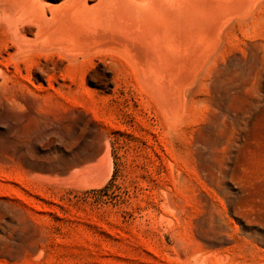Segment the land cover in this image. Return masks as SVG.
<instances>
[{
	"label": "rangeland",
	"instance_id": "obj_1",
	"mask_svg": "<svg viewBox=\"0 0 264 264\" xmlns=\"http://www.w3.org/2000/svg\"><path fill=\"white\" fill-rule=\"evenodd\" d=\"M262 37L264 22L250 46ZM253 52L248 90L193 106L173 130L133 90L55 92L10 76L0 264H264V64ZM106 143L112 170L97 178Z\"/></svg>",
	"mask_w": 264,
	"mask_h": 264
},
{
	"label": "bare ground",
	"instance_id": "obj_2",
	"mask_svg": "<svg viewBox=\"0 0 264 264\" xmlns=\"http://www.w3.org/2000/svg\"><path fill=\"white\" fill-rule=\"evenodd\" d=\"M261 22L264 0H0V88L14 76L55 92L133 90L178 129L193 106L250 88L243 65L253 50L264 64V37L250 46ZM111 168L106 143L93 176Z\"/></svg>",
	"mask_w": 264,
	"mask_h": 264
}]
</instances>
